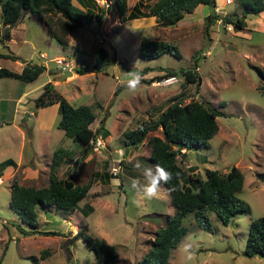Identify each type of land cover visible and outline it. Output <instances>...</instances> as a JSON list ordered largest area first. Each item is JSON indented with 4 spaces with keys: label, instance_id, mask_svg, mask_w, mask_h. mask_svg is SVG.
<instances>
[{
    "label": "rangeland",
    "instance_id": "obj_1",
    "mask_svg": "<svg viewBox=\"0 0 264 264\" xmlns=\"http://www.w3.org/2000/svg\"><path fill=\"white\" fill-rule=\"evenodd\" d=\"M93 1L106 9L105 14L99 21L69 33L65 49L31 14H25L16 26L9 28L11 41L10 37L0 40V54L15 56L14 60L0 56V67L17 71L21 60L45 66L31 82L0 77V124L11 122L0 129V161L10 158L21 165L34 160L29 157L27 161L29 147L22 134L25 131L22 124H25L32 130L33 148L39 147L37 138L41 134H50L52 148L63 147L74 152L76 160L65 159L59 164V178H69L77 184L90 183L86 195L71 212L54 208L43 212L36 208L37 229L57 231L60 235H24L18 227L26 231L30 228L8 206L11 177L15 175L19 184L34 187L45 186L47 180L39 174L28 181L18 170L9 176L11 167H4L0 173V264H34L31 257L37 258V264H97L93 251L80 237L71 241L82 224L86 225L88 235L114 247L116 264H137L149 249L154 231L164 225L165 214L171 215L173 207L168 193L164 198L159 193L156 198L143 200L139 208L131 203L132 196L139 195L131 189V179L140 175L134 164L152 166L147 159L146 140L160 135L159 128L148 132L137 146L124 145L123 133L154 121L171 99L181 103L201 101L218 112L215 117L218 129L207 140L206 147L176 156L184 177L204 179L205 169L225 173L232 166L237 167L243 182L236 196L247 204L248 210L237 212L225 225L212 212H206L209 230L198 226L188 213L181 220L186 234L171 251L169 264H264L260 256L242 255L249 222L264 216V10L246 14L245 26L236 29L224 17L240 16L239 0H231L229 4L214 0L213 10L199 5L174 25L161 27L140 18L122 21L111 6L106 8L104 0ZM136 1L125 0L126 12ZM153 1L142 0L146 4ZM72 4L84 10L78 0H72ZM3 30L0 21V33ZM142 37L175 45L179 57L162 54L152 59L141 58L138 48ZM98 48L104 49L112 61L97 72L90 66L92 53ZM61 58L72 66L78 64L84 68L72 69L71 74L64 75L62 66L56 63ZM137 59L141 63L135 70L140 72L142 81L135 92H130L121 80ZM194 64L199 82L186 83L180 70L192 68ZM78 70L82 73L78 74ZM166 71L174 74L168 75ZM170 76L176 80L161 83ZM47 78L56 80L54 90L70 105H90L95 115L89 125L95 139L87 150L93 152V157L79 166L78 176L70 171V165L77 168L80 154L76 151L82 152V146L64 136L63 130L57 127L58 110L42 111L33 105V98L41 92ZM21 94L24 101H17ZM15 105L19 108L15 109ZM99 125L102 129L96 132ZM103 131L107 132L106 136L100 134ZM24 133L26 139L30 138L29 130ZM46 152L41 164L50 162L52 153L49 149ZM129 154L133 157L131 160L126 158ZM112 168L115 172H111ZM105 173L116 177L104 181ZM192 184L196 185L195 181ZM85 204L92 208L87 214ZM41 252H44L43 258Z\"/></svg>",
    "mask_w": 264,
    "mask_h": 264
},
{
    "label": "trees",
    "instance_id": "obj_2",
    "mask_svg": "<svg viewBox=\"0 0 264 264\" xmlns=\"http://www.w3.org/2000/svg\"><path fill=\"white\" fill-rule=\"evenodd\" d=\"M104 1L108 5L106 8L111 6L116 16L122 21L153 16L156 25L161 27L174 25L184 14L192 12L199 4L207 5L212 10L215 6L214 0H154L150 4L137 0L126 12L125 0ZM78 2L84 10L76 8L72 0H0V21L4 29L0 33V40L2 42L5 39L8 40L9 28L16 25L25 14H31L44 24L48 35L65 49L68 45L67 35L69 33L92 21H99L105 14L106 9L99 7L93 0H78ZM239 2L242 6L240 16L234 19L224 17L225 22L232 23L236 29H242L245 26L246 14H258L264 10L263 0H239ZM141 7L145 10H141ZM208 15L212 16V13ZM162 54L179 57V52L173 44L145 37L140 39L138 55L141 58L152 59ZM0 56L15 59L12 53L0 54ZM92 59L90 67L97 72L112 61V57L102 48L92 53ZM195 68L194 64L192 68L180 70L186 83L199 82ZM44 70L45 66L42 64L24 62L19 72L0 67V77H13L23 82H31ZM144 70L143 72L146 73L147 69ZM77 73L81 74L82 71L78 70ZM166 74L174 73L166 71ZM262 77L264 78V75ZM119 88L114 91V94ZM53 103H57L59 112L57 127L63 130L64 136L81 145L83 152H87L95 139V132L89 126L95 118L92 107L90 105L75 107L70 105L54 90L53 85L47 82L33 99V105L39 108ZM217 115L218 112L215 109L201 101L189 100L181 103L179 100L171 99L154 121L123 133L124 145L137 146L143 142L148 132L159 128L160 135H152L146 140L149 147L147 159L151 165L159 163L173 173V179L168 184H162L168 191L173 213L165 215L164 225L154 231L149 249L137 264H169L168 258L171 251L186 234L187 230L181 220L188 213L193 215L198 226L209 230L206 212H212L221 224L225 225L237 212L248 210L247 204L236 196L243 182L242 173L237 167L232 166L225 173H219L215 169H205V178L192 180L196 183L193 185L191 178L189 176L185 178L183 169L176 163L177 155L194 148L206 147L207 140L218 129L215 121ZM100 129H102L101 125L96 132ZM100 134L106 136L107 132L103 131ZM65 157L68 158L67 150L61 147L52 152L45 186H24L18 183L15 175H12L9 183L8 206L19 220L30 228L26 231L18 227L24 235L35 233L44 236L60 235L61 233L57 231L36 229V208L44 212L51 208L71 212L76 203L86 195L90 186L89 182L81 185L73 184L68 178H59L55 174V168ZM9 165L15 167V163L10 158L0 161V173L4 167ZM113 177L115 175L105 173L103 180L107 181ZM83 207H86V214L92 209L88 204ZM78 237L93 251L95 263L116 264L114 247L103 239L88 235L85 224L77 228L71 241L73 242ZM43 253L41 252L40 257ZM242 255L245 257L257 255L264 258V216L249 222ZM31 258L34 264H37V258Z\"/></svg>",
    "mask_w": 264,
    "mask_h": 264
},
{
    "label": "crops",
    "instance_id": "obj_3",
    "mask_svg": "<svg viewBox=\"0 0 264 264\" xmlns=\"http://www.w3.org/2000/svg\"><path fill=\"white\" fill-rule=\"evenodd\" d=\"M199 5H201V4H199ZM198 5V6H199ZM202 6V5H201ZM138 19V18H137ZM140 19H145V20H148V21H154L155 22V18L153 17V16H147V17H142V18H140ZM21 24V23H20ZM155 24H156V22H155ZM16 26V25H15ZM9 33H10V31H9ZM10 41H11V33H10ZM56 57V56H55ZM59 57V56H58ZM54 58V57H53ZM24 62H26V60H21L20 62H18V70L17 71H15V72H19L20 70H21V68H22V66H23V64H24ZM47 70V69H46ZM48 73V72H47ZM58 77L59 76H57V79H58ZM33 81V80H32ZM47 82H50L51 84H53V86H54V84L56 83V80H54L53 78L51 79V78H47V80H46V83ZM24 95H20L18 98H17V101H24V97H23ZM34 99V98H33ZM1 102V101H0ZM16 107H17V109L19 108V105H15V109H16ZM21 108H24V107H21ZM39 110H46V111H50V110H52V111H54V112H56L57 111V103H53V104H50V105H48V106H45V107H39ZM37 111H35V112H33L34 114L36 113ZM11 122H9L8 124H10ZM8 124H6L5 122H3V123H1L0 124V129H2V128H4L5 126H7ZM22 126H23V129L25 130V131H27V130H29V132H30V138H28V139H26L25 138V131L22 133L23 134V141H24V139L25 140H27V142H26V144H27V146L29 147L28 148V159H27V161L28 160H30L29 159V157H33L34 158V160L32 161V162H28V164H25V162L23 163V164H18V162H15V167H12V166H8V167H11V169H9V176H10V174H12L13 172H16L17 170L18 171H21V173H22V177L23 176H26L27 178H28V181H31V180H33V178H36L39 174L42 176V177H44L46 180H47V177H48V164H49V162H47V163H44V164H41L40 163V160H42L43 158H45V155H46V151H47V149H49L50 150V154L52 153V151L55 149V148H52V146H51V135L50 134H41L37 139H38V142L37 143H39V147H37V149H35V148H33V146L31 145V141H32V138H31V135H32V130H31V128L30 127H27V126H25V124H22ZM48 127V126H47ZM47 127H46V130H47ZM37 128L39 129L40 128V122H39V125L37 126ZM63 148V147H62ZM63 149H65V150H67L66 148H63ZM78 154H80V162H79V164H77L76 166H77V168H73V166L72 165H70V167H71V172L72 173H74V174H77V176H78V173H79V166L80 165H83V164H87V162H90L91 161V159H92V157H93V152H80V151H76ZM124 152V151H123ZM72 156V157H71ZM124 156V155H123ZM67 157L68 158H63L62 160H61V162L62 161H64L65 159H69V160H76V156H74V152H69L68 150H67ZM36 158V159H35ZM126 158L128 159V160H131L133 157L129 154V155H126ZM7 159V158H6ZM86 163H85V162ZM60 162V163H61ZM59 166L60 165H58L56 168H55V174L57 175V174H59ZM7 168V167H6ZM76 173H75V172ZM71 175H73V174H71ZM138 176H140V175H138ZM116 177V176H115ZM191 178V177H190ZM69 179V178H68ZM111 179V178H110ZM109 179V180H110ZM196 179V178H195ZM73 184H77V182L76 183H74L71 179H69ZM192 180H194V178H191L190 179V181H192ZM88 182V181H87ZM84 183H86V182H84ZM84 183H82V184H84ZM81 185V184H80ZM165 188L163 187V186H161V190H160V194L163 196V198L164 197H167V193H168V191L165 189ZM87 193V192H86ZM167 198H169V194H168V197ZM169 203H170V198H169ZM171 205V204H170ZM44 212V211H43ZM37 215V214H36ZM165 215H167V214H165ZM66 216L67 217H69L70 216V213L68 214H66ZM65 220V219H64ZM66 223H68V220H66ZM38 227V226H37ZM37 227H36V229H37ZM79 227V226H78ZM77 227V228H78ZM38 230V229H37ZM77 230V229H76ZM39 231H41V230H39Z\"/></svg>",
    "mask_w": 264,
    "mask_h": 264
},
{
    "label": "clouds",
    "instance_id": "obj_4",
    "mask_svg": "<svg viewBox=\"0 0 264 264\" xmlns=\"http://www.w3.org/2000/svg\"><path fill=\"white\" fill-rule=\"evenodd\" d=\"M140 63L141 61L138 59L135 60L132 70L125 72L124 79L121 80V83L130 92H135L142 81L140 72L135 70ZM134 168L140 173V176L131 179V189L139 194L132 196L131 203L137 208L142 206L143 200L156 198L162 184H168L173 179V173L159 163L145 167L137 162L134 164Z\"/></svg>",
    "mask_w": 264,
    "mask_h": 264
},
{
    "label": "built area",
    "instance_id": "obj_5",
    "mask_svg": "<svg viewBox=\"0 0 264 264\" xmlns=\"http://www.w3.org/2000/svg\"><path fill=\"white\" fill-rule=\"evenodd\" d=\"M230 2H231V0H225L223 2V4H229ZM106 5H107V3H106ZM215 12H218V9L217 8H215ZM56 63L58 65H61L62 66L63 72L69 71L70 74L72 72V69L75 70L76 68H84L83 65H78V64H76L75 66L74 65L72 66L69 61H64L62 58L61 59H56ZM175 80H176V78L174 76H170V77H167V78L163 79L161 81V83L162 84H169V83L174 82ZM111 172H115V168H112L111 169ZM0 181H1V179H0Z\"/></svg>",
    "mask_w": 264,
    "mask_h": 264
},
{
    "label": "water",
    "instance_id": "obj_6",
    "mask_svg": "<svg viewBox=\"0 0 264 264\" xmlns=\"http://www.w3.org/2000/svg\"><path fill=\"white\" fill-rule=\"evenodd\" d=\"M70 74V72L69 71H66L65 73H64V75H69ZM59 79H61L62 78V76H59L58 77Z\"/></svg>",
    "mask_w": 264,
    "mask_h": 264
}]
</instances>
